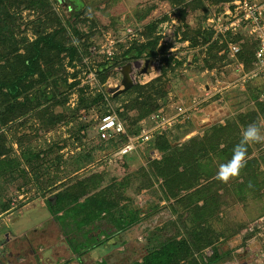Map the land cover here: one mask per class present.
Returning <instances> with one entry per match:
<instances>
[{"label": "trees", "instance_id": "1", "mask_svg": "<svg viewBox=\"0 0 264 264\" xmlns=\"http://www.w3.org/2000/svg\"><path fill=\"white\" fill-rule=\"evenodd\" d=\"M65 1L68 3L67 8L71 9V16L64 22L63 18L54 11L51 0H0V130L17 122H27L28 120L20 121L27 115L38 120L41 127L50 130L70 115L79 117L82 109L90 112L94 106L107 105L105 90L89 94L87 88L81 86L79 74L85 68L89 72L91 68L89 62H86V66H78L85 56H93L91 48L95 45L96 36L99 34L97 25H100V21L90 12L89 4L85 0H60L62 3ZM167 1L174 7H180L177 15L183 23L190 9L203 8L207 11L202 17L203 24L188 30L181 37L182 40L190 39L191 46L201 47L197 56H204L203 61L207 68L216 67V62H221L225 58L233 59L227 53L221 54L227 46V41L222 37L214 38L213 29L205 26V22L212 13L222 11L224 6L231 5L234 0H206L213 8L212 10L207 8L205 0ZM23 9L35 11L37 14V18L31 21L33 38H29L28 34L20 30V17L17 11L20 14ZM167 18L164 16L146 24L143 32L144 41H134L130 46L127 43L121 44L119 54L115 53L114 57L104 59L98 65L96 72L98 81L104 84L114 69L125 62L140 58H149L152 61L158 58L162 60V73L156 79L146 85L138 84L116 96L109 95V98L116 101L124 96H130L125 103H122L123 110L119 114L132 134L139 132V123L144 118L149 120V125L152 124L151 114L164 107L168 101L165 80L167 72L174 65L180 67L186 61V59L178 61L174 54H170L169 48L175 45V42L170 41L165 45L159 43L162 37L158 32L159 24ZM83 25L88 26L87 30L82 29ZM103 26L106 28L105 25ZM241 38H245V42L241 44V50L236 57L245 64L246 68L251 69L255 65V50L259 45V39L254 34H250L246 28L234 35H229V40L232 41H238ZM65 59H68L67 64ZM187 62L189 66L194 63L191 59ZM257 86L251 90L256 98L264 91V79H261V85ZM72 89L80 92V98L77 107L68 110L66 108L67 91ZM59 107L61 109H58ZM257 107L258 111L250 108L246 113L240 114L239 118L244 126L259 123L261 118L264 120V99L260 100L259 97ZM107 108L99 109L98 116L107 114L110 111ZM95 121L97 123V119ZM190 123H192L191 120L187 119L184 123L175 125L173 132L172 129L166 130L150 140L149 144L153 145L162 157L149 158V169L154 175L163 178L162 185L168 196H178L182 191L187 192L181 198L182 201H186V220L191 225V232L189 237L182 235L178 239V236H175L160 244L159 248L146 257L142 264H180L183 259H187V264H215L223 261L231 255L230 252L219 253L215 249L214 254L207 259L202 255L195 256L197 253L201 254L204 249H208L211 244H215V241L224 235L217 232L214 227L215 215L227 203L226 196L232 195L239 200L246 199L249 194L258 193L264 185V172L261 170L260 160L250 157L253 151L252 144L247 146V163L238 176L226 183L216 178L219 165L231 158L233 148L242 139L240 126L236 121H227L225 125H210L204 129L202 135L195 134L184 139L191 132L186 130L182 136L183 142H173L175 137L172 140L170 135H173L176 129ZM87 127L86 122H81L78 131ZM8 129L10 130L9 127ZM26 132L17 128L14 134L21 149L20 155L14 152L8 135L0 132V184H11L20 179H26L24 175H28L29 172L23 167L24 162L32 168L31 171L38 183L40 177H46L47 183L54 182L51 176L43 171L40 172V168L47 170L49 174L51 166L57 167L65 162L64 155L59 152L56 157H50L48 153L53 152L52 149L46 154V158H42L45 155L42 156L41 150L36 151L32 146L24 145L25 140L32 138ZM81 138L84 136H80ZM126 141L125 136H120L117 140L105 142V145L118 150ZM64 145L57 148L61 150ZM92 155V152L84 150L76 152L74 159L78 164L77 169L80 170L83 165H86L87 161L92 159ZM217 158L220 159L219 165L215 164ZM36 164L38 166H35ZM90 181L91 178L86 177L75 183L70 198L78 200L82 197L84 200L77 202L67 211L83 210L86 214V220L84 219L83 223L99 218L105 211L111 214L112 208L120 206L117 201L110 200L109 196L107 198V190L115 186H107L100 193L88 196ZM119 184L120 182L117 183ZM126 185L127 183L122 184L123 187ZM220 189H224L225 193L229 194L225 196V193H219ZM10 208L9 202H1L0 214ZM112 218L118 219L121 223L125 222L127 225L137 222L135 216L117 218L113 214ZM83 223L80 224L83 225ZM121 227L124 228V225ZM255 233V231H248V236H255Z\"/></svg>", "mask_w": 264, "mask_h": 264}, {"label": "rangeland", "instance_id": "2", "mask_svg": "<svg viewBox=\"0 0 264 264\" xmlns=\"http://www.w3.org/2000/svg\"><path fill=\"white\" fill-rule=\"evenodd\" d=\"M85 1L89 4L90 12L99 19L100 25H97L99 34L96 36L95 45L91 48L93 56H85L83 62L78 64L81 67L86 62H89L91 66L89 72L85 68L79 74L82 81L81 86H85L89 94H95L98 90H105L107 92V105L94 106L90 112L82 109L79 112V117L70 115L50 130L41 127L40 122L32 119L29 115L24 116L20 120L21 122L28 120L27 122H17L9 125L10 130L8 127H3L0 132L8 135L9 141L17 155H20L21 152L18 139L14 136L18 128L22 132L27 131L32 136V138L25 140L24 145L32 146L36 151L41 150L42 156L45 155L42 158H46V154L52 149L53 152L48 153V155L53 158L59 152L64 155L65 162L57 167L51 166L49 174H47V170H41L40 168V172L43 171L54 180L51 183L46 182V177H40V182L38 183L34 178V173L31 171L32 168L24 162L23 167L29 172L28 175H24L26 179H20L11 184H0V194H2L0 205L1 202H9L11 206H15L13 210L17 211L23 203L37 197L40 198V201L42 200V203H45V199L55 196L54 193L58 191L65 192L66 196L70 197L75 183L78 180H84L89 177L91 181L88 182V192H101L100 189H105L107 186H115V188L107 190V198L109 196L110 200L117 201L120 206L125 205L127 208H134L133 210H136V212L143 211L146 213L145 223L138 225L136 232L122 233L117 238V244L119 245L124 239L126 241H134L141 235L143 236L142 249L146 252L150 245H156L154 242H156L155 238L157 237H159V240L179 235L189 237L191 225L186 220V201H182L181 198L187 192L182 191L178 196L167 195L168 193H166L162 185L163 178L154 175L149 169V158L160 159L162 157V154L157 152L153 145L149 144L150 141L143 147H139L135 152L119 158L117 149L107 147L105 141L97 137L95 120L100 115L99 109L102 107H108L109 112L115 110L120 116L119 113L123 110L122 103H125L130 97L124 96L117 101L109 98V95H112L109 92V88L122 86V74L119 71L121 66L132 63L134 75L137 79V83L134 86L138 84L146 85L161 75L162 60L160 58L153 61L150 59L151 63L147 73H141V70L145 66V61L149 58L125 62L114 69V72L104 84H100L96 73L99 62L111 58L103 52L104 46L114 40L113 50H115L116 54H119L121 44L127 43L130 46L134 41L142 42L145 40L143 32L146 24L164 16L168 17L159 24L158 32L162 36L159 43L161 45L167 44L163 43V39L167 40L166 38H171L172 35L164 34L172 25L171 29L174 31V35L171 42H175V46L179 47L176 59L178 61L186 59V61L180 67L174 65L165 76L166 89H168L166 98L168 101L164 105L165 113L167 115L173 114L176 106L180 103L179 100L190 103L193 98L201 101L199 107L204 108L202 112L194 110L193 116L189 119L192 123L176 129V132L170 135L171 139L175 137L174 140L172 139L173 142H183L184 139L195 134L202 135L206 127L213 124L225 125L227 121L232 120L238 123L242 135L246 126L242 124L239 118L240 114L246 113L250 108L258 111L257 101L259 97L260 100L264 99V91L257 98L251 92L253 88L258 87L257 85H261V78L246 77V73L250 69L245 66L244 70H242L239 64L242 61L239 59L231 60L225 58L221 62H216V67L207 68L203 61L204 56H197L201 51V47L191 46L192 42L190 39H181L185 32L203 24L202 17L207 12L203 8L190 9V13L183 23L177 15L180 7L172 6L167 0ZM51 2L54 11L65 22L71 16V9L67 8L68 3L66 1L62 3L60 0H51ZM206 6L209 10L213 9L207 2ZM17 15L20 17V30L28 34L29 38H33L31 21L37 18L36 12L23 9L20 14L17 11ZM173 20H176V23ZM108 27L110 28L108 29ZM87 28L88 26L86 25L82 26L84 30H87ZM129 29H132V31H129ZM188 59L193 60V65L189 66L187 64ZM67 61L68 59H65L66 64ZM90 71L96 73L97 80L94 83L90 77H87ZM175 73L176 75H174ZM67 92L68 103H66V108L68 110L75 109L78 105L80 92L74 89ZM58 109H61V107ZM81 122H86L88 127L79 132L78 128ZM258 124L264 125V120L261 118ZM173 129L175 130V128L172 127V132ZM186 130H191V132L183 139L182 136ZM262 131H264V128H262ZM80 136H84V138L80 139ZM63 145L64 147L61 150L57 148ZM252 146L253 151L250 157L259 158L261 170L264 172V144H252ZM80 150L92 152L93 155L92 159L89 162L87 161V164L83 165L79 170L77 169L78 164L74 159V155ZM38 163L41 166V161ZM215 164H220L219 158L215 159ZM35 166H38V164ZM233 179L234 177L230 180ZM202 181L203 183L205 182L204 179ZM119 182L120 184L117 185ZM123 183H127V185L123 187ZM219 193L224 194V189H220ZM228 194L226 192L225 196ZM226 200L227 203L221 207L214 219L215 229L217 232L224 233V235L220 236L215 241V244L213 243L209 246V248L214 250L212 254H209L210 250L206 253V248L201 254L195 256L200 257L202 255L207 259L217 249L219 253L230 252L231 255L215 264H264V235L263 237L248 236L251 222L264 215V185L258 193L249 194L246 199L239 200L238 198H233L232 195H228ZM119 214L117 215L119 216ZM74 217L75 215L72 213L64 220L71 222L75 219ZM5 221V218L0 219V223ZM111 224L115 226L111 225L112 227L117 228L116 224ZM87 228V226L73 227V230L78 235H75V237L78 239V237L81 238L83 236V233H88L87 231L82 232V230ZM94 231L97 235L101 234L98 229ZM113 240L114 238L110 240V243Z\"/></svg>", "mask_w": 264, "mask_h": 264}, {"label": "built area", "instance_id": "3", "mask_svg": "<svg viewBox=\"0 0 264 264\" xmlns=\"http://www.w3.org/2000/svg\"><path fill=\"white\" fill-rule=\"evenodd\" d=\"M175 16V15H174ZM176 23V20H173ZM205 26L213 29L214 38L222 37L227 41V46L221 51V54H229L233 59H237V53L241 50V44L245 42V38L238 41L229 40L230 34H236L240 30L246 28L250 34H254L259 39V45L255 50V65L246 73L248 78L264 79V0H234L231 5H226L222 11L212 13L206 20ZM171 27H173L171 25ZM164 35H172L171 38L163 39V43H168L173 39L174 31L172 29ZM132 31V29H129ZM169 33V34H167ZM114 40L104 46L103 52L112 57L115 54L113 50ZM177 46L173 45L169 48L170 54H175L178 51ZM178 55L176 54L175 57ZM241 69L244 70L245 64L239 63ZM96 82L97 76L94 71H90L87 76ZM264 96V95H263ZM179 105L176 106L173 114L167 115L165 107L153 112L150 116L152 122L149 125V120L144 118L140 121V129L136 134L129 132L124 120L117 114L115 110L97 117L96 132L97 137L105 142L117 140L120 136H125L127 141L117 150V156L122 158L132 152H135L139 147L147 144L155 135L162 134L164 131L172 129L177 124L184 123L187 119L193 116V111H204L201 101L196 98L190 103L179 100ZM250 231H255L256 236L264 235V215L260 216L256 221H252L249 227ZM264 241V240H263Z\"/></svg>", "mask_w": 264, "mask_h": 264}, {"label": "water", "instance_id": "4", "mask_svg": "<svg viewBox=\"0 0 264 264\" xmlns=\"http://www.w3.org/2000/svg\"><path fill=\"white\" fill-rule=\"evenodd\" d=\"M150 63H151L150 59H147L145 61V66L141 70V73L148 72L149 70L148 67ZM119 71L122 74V81H121L122 86H116V87L109 88V92L113 96H116L118 94L125 92L126 90H129L137 83V79H136V76L134 75V67L132 63H127L126 65L121 66L119 68ZM55 202H56V196L45 199L44 205L48 208L50 212H49L48 217L40 223L48 222L50 220H53L56 222L57 220H61L62 222L63 221L67 222V220H64V219H67L69 217V213H71L72 215V212L66 211V213L60 214V213H57L56 210L54 211L52 205ZM13 208L14 207H12V209ZM59 214L60 216H58ZM4 218L6 219V216ZM4 218L0 217V219H4ZM40 226L41 225L39 224L37 226L27 228L25 230L19 227V230H18V228L14 226L13 220L9 221L8 219H6L5 222H1L0 223V259L1 258L4 259L5 257L9 256L15 251L19 252L21 250H24L25 244L31 243L34 246L36 258H37L35 264H70V259L69 260L67 259L68 260L67 261L66 257L63 256V254L57 255V251L59 250L57 247L50 248L55 242L52 241L53 239H51L48 234L40 235L39 233V230L41 229ZM86 231L88 232L89 228L82 230V232H86ZM115 231H116V228L112 226H108L106 227L105 233L107 234L109 233L112 235V233H114ZM60 233L65 240L66 253L72 254V257L74 259H76L77 257L79 263H81L83 260L88 259L90 255V251H89L90 243L87 242L83 236H81V238L78 237V239L75 237L77 233L75 230H73L72 223L71 225L65 226V227L64 225L61 224ZM43 253L44 254L47 253L46 254L48 258L47 261L41 260V258L44 257ZM0 264L2 263L0 262Z\"/></svg>", "mask_w": 264, "mask_h": 264}, {"label": "flooded vegetation", "instance_id": "5", "mask_svg": "<svg viewBox=\"0 0 264 264\" xmlns=\"http://www.w3.org/2000/svg\"><path fill=\"white\" fill-rule=\"evenodd\" d=\"M100 190L102 191L104 189H100ZM94 193H100V192H89L88 196ZM83 200L84 198L81 197L75 201L77 204V202L79 201L81 202ZM133 209L127 208L125 205L124 206L121 205L117 208L111 209V214L112 215L115 214L117 218L119 217L128 218L132 216L137 217V222L135 221V223H132L131 225H127L125 222L121 223L118 219H113L112 215L107 211L102 212L99 218L94 220L90 219V221L87 220V222L83 223L86 216L83 210L73 209L71 211L73 215H75L74 217L75 219L71 221L74 224L73 227L79 228L80 226L82 227L87 226L89 228L88 233H83L85 240L90 243L89 251L95 252L96 250L101 249L102 246L106 247L107 249L104 250L105 254L97 257L96 256L91 257L92 254L90 253V257L87 260H83L79 264H142L146 259V257H148L152 252H154L156 249L159 248L160 244L164 243L165 241L167 242L168 240L171 239V237L165 240H159V237L155 238L156 242L154 243H156V245L155 246L153 244L150 245L146 252H144L142 249L143 236L141 235H139L138 238L135 239L134 241L131 240L126 241L124 239L118 245L117 238L122 233H129L131 231L136 232L138 230L137 226L145 223L144 221L146 220L145 219L146 213L143 211L136 212V210ZM58 211L63 212V207L59 206ZM79 211L81 213H79ZM117 214H119V216ZM80 223H83V225H81ZM111 223H114L117 226L116 231L112 233V235L109 233L108 234L105 233L106 227H108L109 225L111 226L112 225ZM122 225H124V228L121 227ZM95 229H98L101 234L97 235L96 232L94 231ZM181 236L182 235H179L178 239L181 238ZM112 238H114V240L110 243V240ZM208 250H210L209 254H212L214 251L213 248H208L206 250V253H208ZM196 255H198V253ZM187 263H188L187 259H183L180 264H187Z\"/></svg>", "mask_w": 264, "mask_h": 264}, {"label": "crops", "instance_id": "6", "mask_svg": "<svg viewBox=\"0 0 264 264\" xmlns=\"http://www.w3.org/2000/svg\"><path fill=\"white\" fill-rule=\"evenodd\" d=\"M54 195L56 196V202L52 205V207L54 211L55 210L57 211V213H60V214H63L64 212L66 213V211H68L70 208H72L76 204V201L74 199H71L69 196H66L65 192L58 191L57 193H54ZM44 204L45 203H42V200L40 201V198L37 197L35 199H32L30 201L23 203L17 211H14L13 210L14 208L12 209V207H15V206H11V208L8 209L6 212L2 213L0 217L4 218L6 216V219H8L9 221L13 220L14 226H16L18 230H19V227L25 230L27 228H31V227H34L40 224L41 225L40 226L41 229L39 230L40 235L48 234L50 238L53 239L52 241L55 242L50 248L57 247L59 249L57 251V255L63 254V256L66 257V260L70 259V264H79L77 257L76 259H74L72 257V254L66 253L65 240L60 233L61 224L64 226H69L71 225V223L73 224V222H68V221L62 222L61 220H57L56 222V221L50 220L48 222L40 223L48 217L49 212H50ZM59 206L63 207V212L58 211ZM60 214L58 216H60ZM70 215L71 213H69V216ZM104 250H107V249L106 247L102 246L101 249H98L95 252H90L92 254L91 257H94V256L97 257V256L105 254ZM46 254L47 253L44 254L43 258H41L42 261L48 260ZM36 259L37 258H36L34 246L31 243H26L24 250H21L19 252L15 251L14 253L10 254L4 259L1 258L0 262L2 264H35Z\"/></svg>", "mask_w": 264, "mask_h": 264}, {"label": "clouds", "instance_id": "7", "mask_svg": "<svg viewBox=\"0 0 264 264\" xmlns=\"http://www.w3.org/2000/svg\"><path fill=\"white\" fill-rule=\"evenodd\" d=\"M264 125L258 123L249 124L242 132V139L232 151L231 158L219 165L216 178L222 182H228L231 178L240 174L247 163V146L250 144H264Z\"/></svg>", "mask_w": 264, "mask_h": 264}]
</instances>
